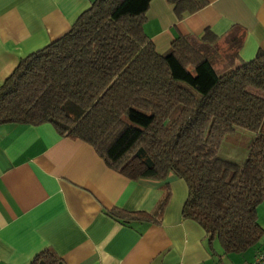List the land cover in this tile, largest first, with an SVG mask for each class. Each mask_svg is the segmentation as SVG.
<instances>
[{"label":"trees","instance_id":"trees-1","mask_svg":"<svg viewBox=\"0 0 264 264\" xmlns=\"http://www.w3.org/2000/svg\"><path fill=\"white\" fill-rule=\"evenodd\" d=\"M150 1L92 0L65 34L20 59L0 84V125L50 124L129 180L173 175L186 187L182 219L224 254L243 253L263 234L264 53L240 62V38L205 29L157 54L142 29ZM165 1L177 18L206 5ZM237 128L252 134L240 165L217 153ZM169 194L165 186L151 215L109 214L157 223ZM29 264L59 260L46 250Z\"/></svg>","mask_w":264,"mask_h":264},{"label":"crops","instance_id":"crops-1","mask_svg":"<svg viewBox=\"0 0 264 264\" xmlns=\"http://www.w3.org/2000/svg\"><path fill=\"white\" fill-rule=\"evenodd\" d=\"M91 1L0 0V84L20 59L65 34ZM204 1L181 18L165 0L149 2L142 29L157 54L205 29L220 41L240 38V62L264 53V0ZM165 186L170 194L159 222L109 214L151 215ZM185 197L173 175L129 180L50 124L0 125V264H29L46 250L59 264H250L264 253L259 243L238 259L215 239L208 243L196 223L182 219Z\"/></svg>","mask_w":264,"mask_h":264},{"label":"rangeland","instance_id":"rangeland-1","mask_svg":"<svg viewBox=\"0 0 264 264\" xmlns=\"http://www.w3.org/2000/svg\"><path fill=\"white\" fill-rule=\"evenodd\" d=\"M64 108L69 112V115L72 118L78 116L77 111L70 110L68 107ZM250 138V132L237 128L234 132L224 137L217 151L218 156L237 165L242 164L246 158L247 144ZM256 216L259 226L263 229V234L258 244L261 243L264 246V204H261V207L258 210L256 209ZM236 255L237 258L240 259L239 257H241L242 253ZM243 257L246 256L243 255ZM252 262H254V260ZM222 264H229L226 258L225 260H222ZM240 264H242V262Z\"/></svg>","mask_w":264,"mask_h":264},{"label":"built area","instance_id":"built-area-1","mask_svg":"<svg viewBox=\"0 0 264 264\" xmlns=\"http://www.w3.org/2000/svg\"><path fill=\"white\" fill-rule=\"evenodd\" d=\"M250 264H264V253H260L254 260V262Z\"/></svg>","mask_w":264,"mask_h":264}]
</instances>
